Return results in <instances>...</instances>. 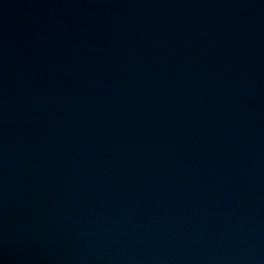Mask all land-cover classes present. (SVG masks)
Returning a JSON list of instances; mask_svg holds the SVG:
<instances>
[{"label": "water", "instance_id": "obj_1", "mask_svg": "<svg viewBox=\"0 0 264 264\" xmlns=\"http://www.w3.org/2000/svg\"><path fill=\"white\" fill-rule=\"evenodd\" d=\"M0 264H264V0H0Z\"/></svg>", "mask_w": 264, "mask_h": 264}]
</instances>
